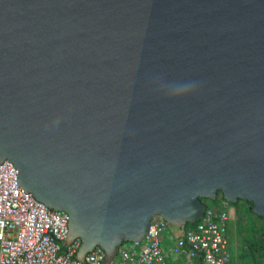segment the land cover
I'll return each instance as SVG.
<instances>
[{"label":"water","instance_id":"obj_1","mask_svg":"<svg viewBox=\"0 0 264 264\" xmlns=\"http://www.w3.org/2000/svg\"><path fill=\"white\" fill-rule=\"evenodd\" d=\"M5 161L82 262L220 194L264 218V0H0Z\"/></svg>","mask_w":264,"mask_h":264},{"label":"built area","instance_id":"obj_2","mask_svg":"<svg viewBox=\"0 0 264 264\" xmlns=\"http://www.w3.org/2000/svg\"><path fill=\"white\" fill-rule=\"evenodd\" d=\"M19 181L18 169L5 161L0 168V264H231L228 228L234 217L227 204L208 209L199 223L185 228L155 219L147 237L124 243L114 261L107 262L106 252L97 248L82 262L77 259L80 240L63 244L69 215L26 195Z\"/></svg>","mask_w":264,"mask_h":264},{"label":"trees","instance_id":"obj_3","mask_svg":"<svg viewBox=\"0 0 264 264\" xmlns=\"http://www.w3.org/2000/svg\"><path fill=\"white\" fill-rule=\"evenodd\" d=\"M203 203L208 206V209H220L221 204H227L234 209V219L230 222L228 235L230 241L237 237H242V239L234 244L231 242L233 248L236 250L243 248L241 254H244L242 255L245 262L240 252L238 255L244 264H264V218L253 213L252 204L246 201H239L236 204L228 203L221 194L217 200H203Z\"/></svg>","mask_w":264,"mask_h":264},{"label":"crops","instance_id":"obj_4","mask_svg":"<svg viewBox=\"0 0 264 264\" xmlns=\"http://www.w3.org/2000/svg\"><path fill=\"white\" fill-rule=\"evenodd\" d=\"M232 248H233V246H232V243H231L230 238H229V249H228V251H229L230 259H231L230 260V263L231 264H244L243 263V262H245V258L243 256L244 254L243 253H242L243 255L241 254V252L243 251V248H240L238 250H236V249L233 248L234 251L230 253V251H231ZM238 252H240V255H241V258L243 259V262L240 259L239 255H238ZM248 258H250V257H248Z\"/></svg>","mask_w":264,"mask_h":264},{"label":"rangeland","instance_id":"obj_5","mask_svg":"<svg viewBox=\"0 0 264 264\" xmlns=\"http://www.w3.org/2000/svg\"><path fill=\"white\" fill-rule=\"evenodd\" d=\"M234 213H235V211H234V209H233V212H232V215H233V217H234ZM231 238H232V236H231ZM239 239H242V237H237V238H232V243L234 244V243H236V241H238ZM242 250V249H241ZM234 250H233V248L231 249V251H230V253L231 252H233ZM120 260H119V258L117 257V259H116V262H119Z\"/></svg>","mask_w":264,"mask_h":264}]
</instances>
